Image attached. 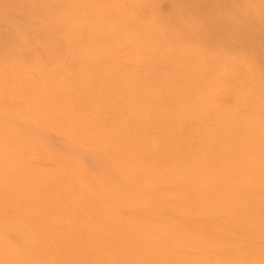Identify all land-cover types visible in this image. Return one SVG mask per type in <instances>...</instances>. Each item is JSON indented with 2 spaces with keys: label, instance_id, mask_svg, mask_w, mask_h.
I'll list each match as a JSON object with an SVG mask.
<instances>
[{
  "label": "bare ground",
  "instance_id": "1",
  "mask_svg": "<svg viewBox=\"0 0 264 264\" xmlns=\"http://www.w3.org/2000/svg\"><path fill=\"white\" fill-rule=\"evenodd\" d=\"M159 1L0 2V264H264V0Z\"/></svg>",
  "mask_w": 264,
  "mask_h": 264
},
{
  "label": "rangeland",
  "instance_id": "2",
  "mask_svg": "<svg viewBox=\"0 0 264 264\" xmlns=\"http://www.w3.org/2000/svg\"><path fill=\"white\" fill-rule=\"evenodd\" d=\"M3 1V0H0V2ZM8 2H10V4L12 5V8L14 9V12L12 13L11 10H6L3 12L4 17L7 18L8 20L10 19H13L12 21H14L15 24H17L18 22H21L20 21V10L25 8L24 6V0H6ZM172 0H161L159 1L158 5H157V8L160 10L159 12L162 14L163 17H168L169 15L172 14V3H171ZM187 4L189 3V5H195V6H199L193 2H198V0H186ZM212 0L210 1H206L204 6L201 7L199 6V9H194L195 11L197 12H200L203 16L205 15H208L210 17V23H212V25L216 26L217 28V31L214 32V39L215 40H221V39H227L229 37H236L238 38V36L235 35V32L234 31H231V29L228 27L229 26V14H232V12H234L235 10V6H237V4H240V0H214V2H211ZM234 1V3H233ZM193 3V4H192ZM64 4V1L61 2V6H63ZM186 4V5H187ZM4 5V4H2ZM0 4V6H2ZM59 6V7H61ZM156 6V5H155ZM15 8L18 9V11H16L15 13ZM256 9H254L255 11ZM154 11V9L152 8H148V12H152ZM14 13L16 14V16H14ZM229 13V14H228ZM19 14V15H17ZM213 16V17H212ZM137 17V16H136ZM229 17V18H228ZM262 19L264 20V17H262ZM263 25H264V21H263ZM211 26V25H210ZM238 33V31H237ZM262 39H264V33L260 34L259 35ZM259 37V38H260ZM239 40V38H238ZM255 52H258V51H255ZM259 53V52H258ZM257 56V55H256ZM261 57L257 56V58H260L259 62H257L259 64V66L262 67V69H264V54H260ZM241 71V69H240ZM243 74L244 73V70L242 72ZM222 79V78H221ZM223 82H226V79H222ZM182 221V220H181ZM189 221V220H188ZM187 220H184V222H188Z\"/></svg>",
  "mask_w": 264,
  "mask_h": 264
}]
</instances>
